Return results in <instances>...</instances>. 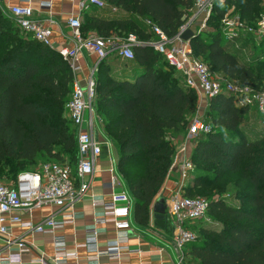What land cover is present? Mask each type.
<instances>
[{"label":"trees","instance_id":"obj_1","mask_svg":"<svg viewBox=\"0 0 264 264\" xmlns=\"http://www.w3.org/2000/svg\"><path fill=\"white\" fill-rule=\"evenodd\" d=\"M263 1L216 2L207 21L212 30L204 29L190 41L193 55L203 56L212 73H222L240 85L264 86V71L257 73L239 60L243 46L254 43L253 38L231 47L239 40L226 41L222 31V19L231 9L243 21L255 24ZM107 2L128 15L82 21L84 35L96 32L114 38L133 32L147 43L151 38L145 20L173 38L195 0ZM133 50L135 58L128 65L133 79L125 75L131 70L119 77L109 74L108 58L98 64L95 108L100 120H105L104 134L116 148V167L132 197L134 221L146 227L173 164L176 148L170 132L178 133L190 124L201 102L152 45ZM74 81L69 62L57 50L22 33L0 8V177L10 179L8 184H15L18 174L41 156L76 163L77 136L66 114ZM248 110L225 93L207 103L212 130L193 144L194 170L182 190L184 196L207 198L211 222H197L193 228L198 238L190 243L186 264H264V136L249 141L242 128ZM230 184L238 191L227 199L223 194ZM234 198L240 204L233 203Z\"/></svg>","mask_w":264,"mask_h":264},{"label":"built area","instance_id":"obj_2","mask_svg":"<svg viewBox=\"0 0 264 264\" xmlns=\"http://www.w3.org/2000/svg\"><path fill=\"white\" fill-rule=\"evenodd\" d=\"M224 1L195 0L190 15L173 38H169L159 26L147 20L150 32L155 35V39L147 42V44L152 45L162 54L168 64L183 77L185 84L198 93L201 102L200 108L204 101L208 103L209 100L225 93L233 96L239 105L248 106L249 109L255 108L259 117L256 121L264 126V87L257 89L250 85H240L235 80L224 76H217L211 72L205 62L193 55L190 41L181 38L186 30L194 28L199 18L202 20L201 25L194 32L199 33L206 29L214 4ZM81 3L84 8L95 7L98 9H105L109 5L107 0H81ZM42 6L50 8V3H43ZM9 13L22 33L57 50L69 62L75 76L73 92L66 105V114L77 136L78 158L76 163H71L69 160L48 161L35 171L20 172L15 184L0 181V240L5 242L9 252H11V245H17L18 252L9 253L7 258L10 263H21L23 260L22 253L29 249V245L24 240L12 236L13 225H20L34 235H41L47 230L56 232L63 229L67 224L75 222V216L71 209L91 195L89 191L96 173L97 160L103 147V143L94 136L93 132V121L100 120L95 108V72L100 61L114 54L126 61L133 60L135 58L134 44L141 42H138L133 35L125 40L105 38L96 32H89L84 35L81 30L82 19L78 16L68 20L74 46L57 48L52 41L53 20H50L48 25L36 20L33 17L34 9L30 3L11 6ZM222 31L225 40L228 42H235L243 36H250L254 41H262L264 40V16H261L255 24H248L230 10L222 19ZM82 50H86L98 58L90 75L85 80V85H82L78 79V75L82 73L80 62ZM88 113L89 119L87 118ZM88 125L90 128L87 127ZM211 130L212 126L196 114L190 121L187 133L176 144L172 166L177 165L179 167L180 184L179 190L168 201L166 216L174 228V241L179 248L197 240V231L191 228V224L196 222L209 224L211 222L208 217L206 199L184 196L182 190L187 181L190 180L194 170L190 149L199 136L208 134ZM109 173V180L104 181L103 185L112 188L110 199L107 201L102 198L96 199L93 195V206L103 209L102 216L100 218L95 217V221L109 226L108 229L114 235L107 240L105 249H101L99 247V229L94 226L86 229L85 241L78 247L93 245L95 249L93 256L77 264L99 262L102 255L120 261L124 251L129 253L140 252L139 248L133 249L128 244L129 232L133 227V200L128 189L122 184L116 161L113 159L110 163ZM45 205H53L58 208L67 207L70 214L61 219L52 215L40 223L22 219L20 215L22 211L30 212ZM53 241L57 249L52 257L53 263L67 264L70 259L78 260L77 252L65 251L67 242L64 237H54ZM44 259L45 256L41 255L34 260L43 263Z\"/></svg>","mask_w":264,"mask_h":264},{"label":"crops","instance_id":"obj_3","mask_svg":"<svg viewBox=\"0 0 264 264\" xmlns=\"http://www.w3.org/2000/svg\"><path fill=\"white\" fill-rule=\"evenodd\" d=\"M50 3V8L43 7V3ZM30 5L34 9V18L45 25L49 24L50 20H53V35L52 41L57 48L60 47H73L74 43L71 37V28L68 26V20L71 17H80L83 22L90 19L93 16L96 17H110L121 18L128 14L122 9H114L112 5H108L105 9H98L95 7L84 8L81 0H0V8L2 11L11 17L9 9L14 5ZM232 10V9H231ZM201 18H199L192 30H196L201 25ZM250 36H243L236 43L231 44V47H237L245 41V38ZM253 42L254 41L252 39ZM120 60H124L121 57L111 55L108 58L111 69L119 72L120 75L124 74V71L120 72L122 64ZM98 58L94 54L88 53L86 50H82L80 53V62L82 66V73L78 75V79L82 85H85L87 77L90 75L92 68L97 63ZM117 67H113L115 64ZM130 62V61H127ZM122 70V69H121ZM117 75V76H120ZM129 75L132 79L135 77L134 73L125 74ZM201 108H206L205 101L202 103ZM200 108V109H201ZM255 110V108L251 109ZM255 113V112H254ZM256 115L258 113L256 111ZM256 116V118H257ZM89 119V113L87 114ZM256 118L252 121L256 124ZM94 136L103 143L102 153L100 154L97 164L96 173L92 180L90 196H87L82 201L77 203L71 211L75 216V222L67 224L63 229L56 232L47 230L41 235H34L29 230L22 228L20 225H13L12 236L24 240L29 249L22 253L23 260L21 263L8 262V254L18 252L16 244L11 245L10 251L6 249V244L3 240H0V264H55L52 262V257L56 253V247L54 245V237H64L67 244L65 251L77 252L79 255L78 260L70 259L67 264H77L78 262H84L87 258L93 256L95 246L90 245L87 247H78L79 244L85 241V230L91 227H97L99 229V247L105 249L107 240L111 239L114 233L108 229L109 226L101 224L95 221V217L100 218L102 216V208H94L93 199L102 198L107 201L110 199L112 188L103 185L104 181L109 180L110 163L111 160L116 161L117 151L112 142L106 137L102 130L101 120H94ZM90 128V126H87ZM256 128V125H255ZM179 133V132H178ZM176 131L170 132V138L174 139L177 144L178 134ZM192 148L190 149V152ZM191 178V177H190ZM122 184L125 183L122 181ZM180 184V172L177 165L172 166L169 170L166 182L162 186L161 190L157 194L151 208L150 224L146 227L138 225L133 220V227L129 232V245L133 248H139V253H129L124 251L120 261L110 259L106 255H102L99 262H91L90 264H186L188 260V245L179 248L174 241V228L169 223L166 214L155 213L154 204L156 207L160 205H168V201L179 190ZM126 187V185H125ZM127 188V187H126ZM119 190V189H117ZM94 195V197H93ZM70 210L67 207L58 208L53 205H45L42 208L35 209L27 212L22 211L20 213L24 221H33L34 223H40L45 218L55 215L56 218L61 219L65 215H69ZM96 215V216H95ZM193 228V227H191ZM41 255L45 256L44 262L40 263L35 261Z\"/></svg>","mask_w":264,"mask_h":264},{"label":"rangeland","instance_id":"obj_4","mask_svg":"<svg viewBox=\"0 0 264 264\" xmlns=\"http://www.w3.org/2000/svg\"><path fill=\"white\" fill-rule=\"evenodd\" d=\"M260 14H261V16H264V1H263V5H262V8H261ZM145 21L147 22V20H145ZM146 30L148 31V34H149V36L151 38V41H153L155 39V35L150 32V28H146ZM206 30L207 31H211L212 30V27L208 26L206 28ZM131 35L135 36L138 42H141L138 39V34L133 33V32H131V33H129V32H127V33L126 32H123L120 35L115 34L113 37L115 39L125 40L129 36H131ZM261 45H263V46H261ZM114 56H116V54H114ZM198 59L201 60V61H203V62H206L205 61V58L203 56L198 57ZM239 60L241 62L247 64L248 66L253 67V69L257 73L258 72H260V73L263 72L264 71V42L263 41H257V42L252 43L251 45L247 44V45L243 46L242 52H241L240 57H239ZM112 63L115 64V61H113ZM120 63L122 64V66L120 67V72L121 71H125V70H128V71L131 70L129 73L132 72V69L128 66L130 62H127L126 60L125 61L124 60H120ZM113 67H117V65L115 64ZM169 72H171V73H173V74H175L177 76V73L174 70L169 69ZM213 73L216 74L219 77L224 76L222 73H216V72H213ZM109 74H111V75H120L119 72H117L114 69L113 70L111 69L109 71ZM262 85H264V83H262ZM262 87H264V86H262ZM205 104H207V102ZM206 107H207V105H206ZM251 109H253V107H251L248 110V112L246 113L247 115L244 118V122L242 124V128L246 131V134H247V137L249 138V141H252L253 142V141L257 140V138H259L260 136H264V126H262V124H260L259 121L258 122L255 121L256 124L254 122H252L256 118L257 115H256V111L255 110H251ZM196 114L200 115L206 122H209L210 121V119L208 117V114L206 112V108H201ZM192 117H191V119H192ZM258 119H259V117H258ZM104 121L105 120H103V122L101 121V126L102 127L105 124ZM255 125H256V128H255ZM188 126H189V122L177 134L179 141H181L183 139L184 135L187 133ZM171 141L174 144V147L176 148V144H175L174 139H171ZM49 160H52V159H49V158H47L45 156H41L36 161V163L34 165H32L30 168H28V170L35 171V170L39 169V167L44 162L49 161ZM0 181L7 183V182H10L11 180L8 179L7 177H0ZM190 183H192V182H190ZM236 191H238V189H235L234 188V185L233 184H230L228 186L227 191L225 192V194H223V197L224 198H227V199L230 198V197H233V196H235ZM202 198L207 199L206 197H202ZM232 202L233 203L240 204V201L238 199H235V198L232 200ZM197 225H198V223L196 222V223L191 224V227H193V228L198 227ZM191 246H192L191 244L188 245L189 249L191 248Z\"/></svg>","mask_w":264,"mask_h":264},{"label":"water","instance_id":"obj_5","mask_svg":"<svg viewBox=\"0 0 264 264\" xmlns=\"http://www.w3.org/2000/svg\"><path fill=\"white\" fill-rule=\"evenodd\" d=\"M196 36H197V33L194 32V30L188 29L181 35V38L185 41H191ZM145 45H148V44L147 43H137V44H134V47H140V46H145ZM166 209H167L166 205L159 204L156 207V204H154L155 213L166 214Z\"/></svg>","mask_w":264,"mask_h":264}]
</instances>
